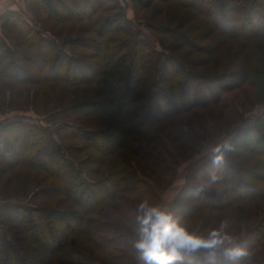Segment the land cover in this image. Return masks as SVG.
<instances>
[{"label":"trees","instance_id":"obj_1","mask_svg":"<svg viewBox=\"0 0 264 264\" xmlns=\"http://www.w3.org/2000/svg\"><path fill=\"white\" fill-rule=\"evenodd\" d=\"M174 1L194 11L191 17L200 16V25L207 28L202 35L194 34L196 42L209 40L194 50L208 56L201 73L181 67L174 57L160 64L157 54L142 40L134 43L135 53L127 67L128 55L119 56L127 44H118L113 37L127 32L120 13L99 26L100 42L88 44L94 53L90 59L68 58L64 49L44 42L18 12L6 11L1 16V28L7 35H23L28 42L27 55L19 58L24 64L21 68L13 64L17 60L11 59L5 41L0 42V111L12 107L14 100L27 92L32 109L56 130L52 138L47 127L24 121L0 124V176L11 172L33 204L0 206V219L11 222L16 230L14 242L0 235V264H83L60 258L65 250L83 244L100 264H134L129 251L122 248L118 225L108 219L122 218L140 196L157 198L141 177L153 176L156 169L157 176L173 174L153 153L144 150L151 148L147 144L157 142L166 127L181 140L178 153L182 148L190 152L199 142L183 126L192 128L196 126L193 122H198L201 133L211 111L196 113L187 123L177 118L192 109L219 108L222 96L230 91L248 88L253 99L264 104V0ZM30 2L42 16L56 22L100 23L94 16L103 1L93 6L89 0H74L68 6L54 5L53 0ZM186 22L183 18L180 28ZM183 36L180 39L185 41ZM155 81L164 89L156 87ZM82 86L85 88L79 95L76 89ZM6 93L11 96L10 103ZM65 141H77L78 145L63 146ZM143 141L147 142L145 148ZM67 150L87 154L75 161ZM255 161L264 165V114L201 165L208 171L200 168L199 178L214 172L218 180L213 187L223 192L187 190L186 199H177L175 210L189 223L204 212L234 210L235 206L225 217H237L234 220L238 221L234 213L241 212V207L237 208L240 203L258 202L262 208L264 174L254 177L263 187L248 181L250 171L259 170ZM98 174L101 178L96 179ZM222 200L225 203H220ZM255 235L237 241L249 255L264 241V232ZM260 249L264 251V245ZM200 259L190 258L192 264H200ZM255 259L250 258L257 264Z\"/></svg>","mask_w":264,"mask_h":264},{"label":"rangeland","instance_id":"obj_2","mask_svg":"<svg viewBox=\"0 0 264 264\" xmlns=\"http://www.w3.org/2000/svg\"><path fill=\"white\" fill-rule=\"evenodd\" d=\"M36 1L40 2L42 0ZM71 1L74 0H53V4H61L62 6L65 4L68 6V2ZM100 1L103 2L101 3V7L97 9L95 13L96 16H94V21L100 19V23H97L96 26H91L87 21L78 24L50 20L49 16H42L41 13L35 9L33 3L31 4L30 0H18L19 4L16 7L5 9L4 12L0 13V19L6 11L18 12L27 25L32 28L35 33L40 34L44 42H48L57 49H64V55L68 58L87 57L90 59L94 53L88 44L93 41L94 44L98 45L100 42L98 39L99 26L101 23L103 24L108 17H114L117 13H120L122 19L126 21L125 26L127 27V32H125V34H115L113 37L117 39L116 41L118 44H120L121 41L127 44L126 50L119 54L121 57L123 55H128L127 57H129V59L126 62L127 67H129L130 64L131 55L135 53L134 43L142 40L146 41L149 47L154 50L160 64L168 58L174 57L177 61H180L181 67L184 66L191 72L201 73L205 70V65L209 62L207 54H196L194 50H196V47L207 45L209 40H204L201 43L196 42L194 40V34L198 35L200 33V35H202V31L206 29L205 32H207V28L200 25L201 23H199V21L202 19L200 16V19L196 16L192 18L193 14L191 13L194 11L192 12V10L181 7L180 4H177L174 0H89L92 6L94 3L95 5H99ZM240 1L242 0H239V3ZM0 6H2V3ZM80 6L82 8L84 7L82 4H80ZM57 9L60 11V8ZM172 9L174 10L171 11ZM183 18L184 22H186V19L190 20L186 22L185 27L182 29L180 28V23ZM1 23L2 21L0 20V42L5 41L7 46L6 49H9L12 54L11 59L17 60V62L13 64L21 68L20 65L24 64L20 60L22 56L27 55V50L25 49L27 39L25 36L23 39V35L21 37L7 35L6 30H2ZM194 27H197V29ZM184 33H186L185 36H183ZM23 34L25 35V32H23ZM181 36L184 37L185 41L180 39ZM108 37H110V35L106 38ZM202 37H204V35ZM77 40L80 42H77ZM67 60L68 59H66V62ZM155 84L156 87L164 89V85L158 84L156 81ZM84 88L85 86L76 89L79 95L81 93L80 90ZM27 95L26 92L22 97L14 100L15 102L12 107L5 106L2 108L0 111V124L3 125L13 121H24L42 128L47 127L49 136L55 138L54 134L56 128L50 124H46L44 115L37 114L32 109L31 98ZM10 97L11 96L6 93V99L9 103L12 101ZM219 106L222 109L213 105H210L208 110L192 109V112L189 111L181 114V116L177 118L187 123L188 121H192L196 113L204 114L207 111H211L210 120L205 118L204 123H202L203 130L201 133L196 127L198 122L194 121L193 124L196 126H192V128L187 125L183 126L184 131L189 132L190 135L198 139L199 142L195 147L191 146L190 152L182 148L178 153L177 147L181 143V140H179L180 138L177 137L174 130L166 127L163 128L164 131L162 130L163 133H160L157 142L155 141L153 144H147L152 150L151 148H146L144 150L153 153L161 163H165L166 167H169L173 171L171 176H157L159 172L157 171L158 169L155 168L156 171L153 176L146 174V176L141 177L142 180L150 184L153 191L157 194L158 199H166L170 193L174 191L175 182L181 179L186 181L184 185L186 190L183 191L181 199H186V191H192L193 188H195L196 182L199 179L198 175H200L199 171L201 169L208 171L206 168H201V165L218 151H223L238 131L253 124L260 115L264 114V104L257 103L248 91V88L236 89L224 94L220 100ZM161 110H163V108ZM164 110H167V108L165 107ZM146 143V141L142 143L144 148ZM68 145L76 146L78 143L77 141H65L63 143V146ZM258 147H261V145ZM67 152L68 156L70 155L75 161L83 158L82 156L87 154V152H76L72 150H67ZM255 163L259 170H249V177L251 178L248 181L260 188L263 187V184L255 181L254 177L258 174H264V165L257 161H255ZM146 166L148 168L147 170H149V165L146 164ZM203 173L204 172H202L201 175ZM95 178H101V175L98 174ZM206 190L216 191L215 194L223 192V189L218 188L217 190L213 186ZM30 198L28 194H25V191L19 189V185L11 172L0 176V206L7 204L20 207H31L33 204L30 203ZM143 198L145 197L140 196L137 200ZM222 202L225 203L224 200L220 201V203ZM257 203L258 202L237 204V208L241 207V212L238 211L239 215L234 213L239 216V220H234L237 217L232 218L234 223L229 233V240L237 243V241L248 239L249 237H257L255 234L256 232L258 233V231L264 232V204L262 205L263 207L260 208ZM68 209L72 208L68 207ZM132 209H134V207L125 210L129 212H125L123 217L128 216L130 212L133 211ZM235 209L232 210V208L229 207L218 213L204 212L199 215V217L189 222L188 227L192 231L206 234L207 231L215 227L219 221L228 219L225 215L229 214L230 210L233 212ZM108 220L118 225L120 233L123 234L128 231L127 226L122 223V218H116L114 216ZM12 225L11 222L0 219V235L8 242H14L13 240L15 239L13 235L16 230ZM262 245H264V241H262L256 250L249 255V261H247L246 264H254L250 260L251 257L256 258L257 264H264V251L260 249ZM88 248L89 246L87 244H83L81 248L71 247L65 250L60 258L65 262L100 264L97 261L95 262V256L94 258L91 256V252ZM126 264H130V262L127 261Z\"/></svg>","mask_w":264,"mask_h":264},{"label":"clouds","instance_id":"obj_3","mask_svg":"<svg viewBox=\"0 0 264 264\" xmlns=\"http://www.w3.org/2000/svg\"><path fill=\"white\" fill-rule=\"evenodd\" d=\"M217 180L214 172L200 177L195 191L203 192ZM185 183L183 179L176 181L174 191L164 200L146 195L128 216L122 217L128 228L122 234V244L134 264H192L193 256L201 258L200 264H243L248 250L228 238L233 220H221L206 234H200L190 230L187 218L175 210Z\"/></svg>","mask_w":264,"mask_h":264},{"label":"crops","instance_id":"obj_4","mask_svg":"<svg viewBox=\"0 0 264 264\" xmlns=\"http://www.w3.org/2000/svg\"><path fill=\"white\" fill-rule=\"evenodd\" d=\"M1 3H2V6H0V13L4 12L5 9L6 10L10 8L12 9L13 7H16L19 4L18 0H0V5Z\"/></svg>","mask_w":264,"mask_h":264}]
</instances>
